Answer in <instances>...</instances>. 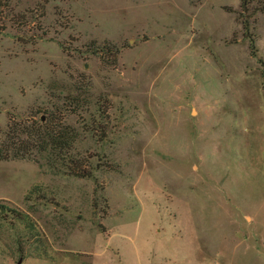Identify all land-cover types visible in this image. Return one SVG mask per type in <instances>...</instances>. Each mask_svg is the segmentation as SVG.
<instances>
[{
    "label": "rangeland",
    "instance_id": "374dc122",
    "mask_svg": "<svg viewBox=\"0 0 264 264\" xmlns=\"http://www.w3.org/2000/svg\"><path fill=\"white\" fill-rule=\"evenodd\" d=\"M239 6L0 0V141L78 96L92 167L0 161L28 216L0 209V264H264V12L245 30Z\"/></svg>",
    "mask_w": 264,
    "mask_h": 264
},
{
    "label": "trees",
    "instance_id": "16d2710c",
    "mask_svg": "<svg viewBox=\"0 0 264 264\" xmlns=\"http://www.w3.org/2000/svg\"><path fill=\"white\" fill-rule=\"evenodd\" d=\"M263 12L264 0H240L239 15L245 30L250 18ZM107 49L108 55L113 57L111 65H115L119 50L115 46ZM55 99L62 102L61 106L53 104L52 110L39 111L45 117L43 120L37 117L39 114L29 115L22 122L10 119L8 131L0 141V161L30 160L41 167L45 164L55 174L90 178L92 167L89 160L75 152L78 132L65 122L68 113H76L80 108L79 98L59 95ZM39 189V186L35 187L30 193ZM0 209L13 213L18 221L28 219L26 214L17 210L3 205Z\"/></svg>",
    "mask_w": 264,
    "mask_h": 264
}]
</instances>
